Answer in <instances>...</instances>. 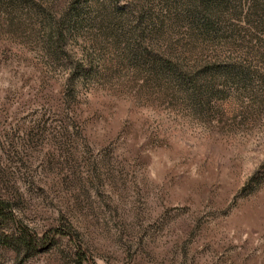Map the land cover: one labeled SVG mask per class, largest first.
Masks as SVG:
<instances>
[{"label":"rangeland","instance_id":"rangeland-1","mask_svg":"<svg viewBox=\"0 0 264 264\" xmlns=\"http://www.w3.org/2000/svg\"><path fill=\"white\" fill-rule=\"evenodd\" d=\"M0 198V264H264V0H0Z\"/></svg>","mask_w":264,"mask_h":264},{"label":"trees","instance_id":"trees-1","mask_svg":"<svg viewBox=\"0 0 264 264\" xmlns=\"http://www.w3.org/2000/svg\"><path fill=\"white\" fill-rule=\"evenodd\" d=\"M14 211L9 201L0 198V221H4L6 219H13ZM6 239L10 237L5 235ZM17 241L21 246H24L28 249L35 248L37 245V238L26 231H21L19 236L17 237ZM8 242V241H7ZM9 244V243H7Z\"/></svg>","mask_w":264,"mask_h":264}]
</instances>
